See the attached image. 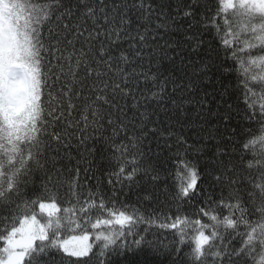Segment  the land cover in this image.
Returning <instances> with one entry per match:
<instances>
[{"label":"snow or ice","instance_id":"obj_1","mask_svg":"<svg viewBox=\"0 0 264 264\" xmlns=\"http://www.w3.org/2000/svg\"><path fill=\"white\" fill-rule=\"evenodd\" d=\"M0 264H264V0H0Z\"/></svg>","mask_w":264,"mask_h":264}]
</instances>
